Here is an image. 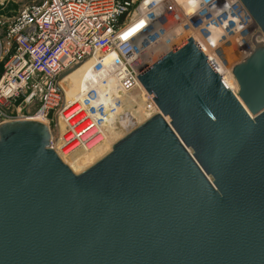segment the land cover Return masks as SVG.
I'll use <instances>...</instances> for the list:
<instances>
[{
	"label": "water",
	"instance_id": "95a60500",
	"mask_svg": "<svg viewBox=\"0 0 264 264\" xmlns=\"http://www.w3.org/2000/svg\"><path fill=\"white\" fill-rule=\"evenodd\" d=\"M232 75L190 37L137 76L157 112L78 173L46 123H0V264H264V43Z\"/></svg>",
	"mask_w": 264,
	"mask_h": 264
},
{
	"label": "built area",
	"instance_id": "2783aa9c",
	"mask_svg": "<svg viewBox=\"0 0 264 264\" xmlns=\"http://www.w3.org/2000/svg\"><path fill=\"white\" fill-rule=\"evenodd\" d=\"M135 28L140 29L127 37ZM190 37L224 81L233 77V66L256 43H264V35L239 0L23 4L14 17H0V57H5L0 123L13 119L46 123L51 146L60 157L67 150L70 156L91 149L101 143L106 121L125 115L119 110L121 96L141 88L137 76ZM85 65L77 93L68 98L62 79ZM142 91L147 119L157 107L152 95Z\"/></svg>",
	"mask_w": 264,
	"mask_h": 264
},
{
	"label": "rangeland",
	"instance_id": "374dc122",
	"mask_svg": "<svg viewBox=\"0 0 264 264\" xmlns=\"http://www.w3.org/2000/svg\"><path fill=\"white\" fill-rule=\"evenodd\" d=\"M33 1H40V0H8V1H5L3 4L0 5V17L12 18L17 14L18 9L23 4H27ZM4 61H5V57L4 58L0 57V76L3 71ZM82 70L77 72L76 74L69 73L68 75L64 77L63 84L65 83L66 85L65 91H66L68 98L73 97V95L75 94V92L72 89V85L79 82V78L82 73ZM137 90L138 89L134 90L131 93V96L136 97L135 102L129 100L128 97L130 96V94L121 96L122 106L119 110L121 112L126 111L125 115L119 118L117 121L115 119V116L113 115L112 116L113 119H108L105 123L106 127L104 130V133L108 135L109 139L111 140L112 145L117 140H119L121 137H123L125 134H127V132H129L132 128L136 127L137 125H139L140 123L146 120L142 113L146 110L145 103L142 100L137 99V96H138ZM34 108L35 106L30 107L28 109V112H32ZM0 120H3V119L0 118ZM60 124L61 123H59V126H58L59 129L61 128ZM109 150L103 153L102 155H100L99 157H97L95 161H97L99 158L104 156L107 152H109ZM63 161L66 162L70 166V168L76 173L81 172L82 170H84L85 168H87L88 166H90L91 164L95 162V161L90 162V159H88L87 157L86 159L82 160L83 162L81 163V165L79 166L77 165L76 168H73L72 165H70L71 163H70L69 158L67 160L63 159Z\"/></svg>",
	"mask_w": 264,
	"mask_h": 264
},
{
	"label": "bare ground",
	"instance_id": "6f19581e",
	"mask_svg": "<svg viewBox=\"0 0 264 264\" xmlns=\"http://www.w3.org/2000/svg\"><path fill=\"white\" fill-rule=\"evenodd\" d=\"M157 2L159 1H162V0H156ZM142 25V23H141ZM139 26V25H138ZM139 27H142V26H139ZM140 28H135L133 30H131L128 34L127 37H130L132 36L134 33H136ZM87 65L83 66V67H80L78 69H75L74 71L71 72V74H76L77 72L81 71L82 69V72L84 71V68L86 67ZM68 75V74H67ZM82 75V73H81ZM80 75V77H81ZM64 79V78H63ZM62 79V84L64 82V80ZM226 80V83L227 85L229 86V88L231 90H236L237 89V85H236V82L234 81L233 77H230V78H225ZM79 82H80V78H79ZM79 82L75 83L72 85V89L75 93H77L78 91V88H79ZM142 90H144L142 87L139 89L138 88V96H137V99L139 100H142L143 101V95H142ZM67 95V94H66ZM130 101H133L135 102L136 101V97L135 96H130L128 97ZM61 130L63 129V124L61 123ZM112 144H111V140L109 139L108 135L104 133V137L102 138V141L101 143H99L97 146L91 148V149H87V150H78L76 151L74 154L70 155V156H67L66 154L68 153L67 151H64V155H62V159L64 160H67L69 158L70 160V165H72L73 168H76L77 165H81V163L83 162L82 160L83 159H86L88 157V159H90V162H94L96 160L97 157H99L100 155H102L103 153H105L106 151H108L110 148H111ZM85 168V167H84Z\"/></svg>",
	"mask_w": 264,
	"mask_h": 264
}]
</instances>
